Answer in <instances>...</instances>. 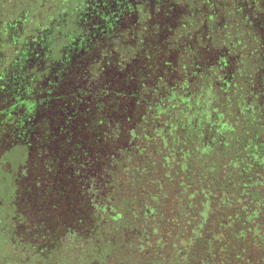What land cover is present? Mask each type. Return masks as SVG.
Wrapping results in <instances>:
<instances>
[{
    "label": "trees",
    "instance_id": "trees-1",
    "mask_svg": "<svg viewBox=\"0 0 264 264\" xmlns=\"http://www.w3.org/2000/svg\"><path fill=\"white\" fill-rule=\"evenodd\" d=\"M130 1L33 0L31 52L21 41L0 63L13 154L74 171L93 212L92 223L73 215L60 264H264V0H154L166 29L186 22L198 32L185 31L188 47L205 33L212 57L199 65L187 50L178 77L151 87L142 73L99 79L97 48L133 15ZM78 85L87 92L60 96L63 115H47L55 90Z\"/></svg>",
    "mask_w": 264,
    "mask_h": 264
},
{
    "label": "flooded vegetation",
    "instance_id": "flooded-vegetation-1",
    "mask_svg": "<svg viewBox=\"0 0 264 264\" xmlns=\"http://www.w3.org/2000/svg\"><path fill=\"white\" fill-rule=\"evenodd\" d=\"M32 1L0 0V63H3L8 55L16 52L20 54L21 41H23V48L31 52L32 45L29 39L36 28L34 25H23V13L25 12L24 7H29L26 4ZM130 3L133 15L128 14L125 19L122 16V22L117 21L119 26L115 28L117 34L108 40H101V44L106 41H111V43L100 45L97 48L95 59L100 64V80L104 77L103 69H106L113 74L123 72L125 76L131 78L142 73L139 76L143 77V82L140 81L141 85L152 83V81H165L172 74H179L181 66L189 60L187 50L191 49L192 55L193 49L208 45L206 42L208 40L202 34L201 41L194 38L198 45L191 43V47L185 46L190 43L191 39L188 38L189 32L185 33V31L188 29L196 38L198 32L193 34L186 22L180 23L179 29H176L178 32H170L171 30L166 29L168 21L163 5L159 6L154 3V6L150 7L146 0L142 2L132 0ZM169 5L173 9L177 8L172 2H169ZM174 22L178 24L176 20ZM172 25L173 23L170 26ZM82 71L81 69L79 72ZM71 74L72 72H69L68 78ZM84 85L89 91L95 86L92 83L89 88L86 79ZM107 85H111L110 90L119 89L116 83L107 82ZM87 89L83 90L82 86L78 85L63 90L60 88L59 91L55 90L51 95L56 98L51 99L47 115H63L61 107L56 106V103L61 100L60 96L75 94V97H80L87 92ZM4 93L5 90L0 85V264H10L6 259L9 253L1 259L6 250L8 252L23 251L27 249L26 247H29L28 253L32 252V257L37 261L38 255H35V247L39 243H45L47 250L50 249L49 240L52 231L51 233L49 231L54 219V215H51L54 214L52 213L53 208L55 206L63 208L66 203L61 202L63 198L59 197L58 188H54L51 183L48 186L41 185L48 180L42 178L40 173L42 168L48 175L51 171L45 165L41 154L37 155L34 151L25 166L19 155L13 154L14 151L11 148L20 140V135L16 134L15 123L12 125V120L17 113L11 110L14 102L12 100L8 102L9 97H6ZM47 94H43V97H49ZM38 130L37 128L32 135L39 134ZM44 210L49 214L47 218H43L45 217Z\"/></svg>",
    "mask_w": 264,
    "mask_h": 264
},
{
    "label": "rangeland",
    "instance_id": "rangeland-1",
    "mask_svg": "<svg viewBox=\"0 0 264 264\" xmlns=\"http://www.w3.org/2000/svg\"><path fill=\"white\" fill-rule=\"evenodd\" d=\"M164 1L170 2V0H164ZM153 2L154 0H146V3L150 4V7L154 6ZM173 13L175 14V12ZM175 15L176 17L178 16L177 14ZM202 30L205 31L204 29ZM197 53L200 57L196 59V64L203 65L205 63L209 64L211 62V57H212L211 46L207 45L206 47L200 49L198 48ZM172 75H174V77ZM172 75L167 77L169 78L170 81H172V79H176L179 74L176 73ZM152 85L153 83L149 84L148 87H151ZM218 94H219L218 98L222 100L226 99L227 101L228 99L230 100L229 98L230 92H228L227 90L219 91ZM169 101H173V100H169ZM174 115L176 114L171 113L170 115H168L167 116L168 120H170V118ZM162 154L163 152L160 151V155ZM147 166H149L148 167L149 169L155 168V165L152 161L147 163ZM40 173L42 178L48 179L45 181V183H41V185L48 186L51 183V185H53L54 188L55 187L58 188L57 193L60 194L59 197L63 198L61 202H65L66 204L65 207L63 208H57V206L53 208L52 213L54 214H51L52 216L54 215L53 224L51 226L52 228L50 227L51 230L50 231L48 230L49 233H51L52 231L51 238L49 240L50 249L47 250L48 247L44 245L45 243L44 244L39 243L35 247V255L36 254L38 255L37 261H35L34 257H32L33 255L32 252L28 253L29 247H26L27 249H23V251L27 250L25 253H23V251H18V250L16 252H12V251L8 252V250H6V253L2 254L1 259H3V257L9 253L6 259L10 264H60L61 261L60 259L63 257L62 256L63 250L66 249V245H67L69 228L70 227L73 228L74 221H76L73 218V215L82 216L83 221L87 220L90 221L91 223L93 222L92 214H91L92 211H89V209L86 208L87 206L85 204L86 201L84 197L81 195L82 193L80 189L81 180L79 181L74 171L71 172L70 169L61 166L56 173H54V171L53 172L50 171V174L48 175L43 168L40 171ZM78 201H80L81 203H78ZM78 204L80 205L81 209H78L77 207ZM44 215L45 217L43 216V218H47V216H49V214H47L45 210H44ZM64 224L65 226H62ZM75 230L78 232L80 231L78 229ZM72 264H83V263H81L80 261L79 262L76 261L75 263Z\"/></svg>",
    "mask_w": 264,
    "mask_h": 264
}]
</instances>
